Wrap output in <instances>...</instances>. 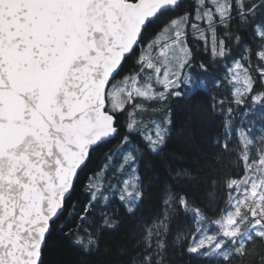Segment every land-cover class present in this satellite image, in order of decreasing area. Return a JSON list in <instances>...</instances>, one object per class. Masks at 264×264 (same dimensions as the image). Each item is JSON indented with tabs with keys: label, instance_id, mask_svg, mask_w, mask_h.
<instances>
[{
	"label": "snow or ice",
	"instance_id": "obj_1",
	"mask_svg": "<svg viewBox=\"0 0 264 264\" xmlns=\"http://www.w3.org/2000/svg\"><path fill=\"white\" fill-rule=\"evenodd\" d=\"M58 249L264 264V0H0V264Z\"/></svg>",
	"mask_w": 264,
	"mask_h": 264
},
{
	"label": "trees",
	"instance_id": "obj_2",
	"mask_svg": "<svg viewBox=\"0 0 264 264\" xmlns=\"http://www.w3.org/2000/svg\"><path fill=\"white\" fill-rule=\"evenodd\" d=\"M203 55V53H201ZM48 259L52 262L61 261L63 264H74L75 254L67 249L53 250L48 254Z\"/></svg>",
	"mask_w": 264,
	"mask_h": 264
}]
</instances>
